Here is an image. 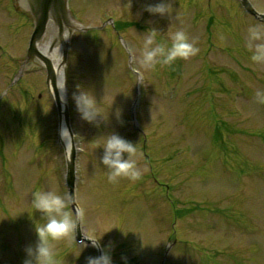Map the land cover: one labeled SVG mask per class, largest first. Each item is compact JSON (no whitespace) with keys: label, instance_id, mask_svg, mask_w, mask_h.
<instances>
[{"label":"rangeland","instance_id":"1","mask_svg":"<svg viewBox=\"0 0 264 264\" xmlns=\"http://www.w3.org/2000/svg\"><path fill=\"white\" fill-rule=\"evenodd\" d=\"M167 1L171 17L146 10L162 0H70L79 23L100 26L110 17L115 22L101 31L76 32L67 64L61 68L74 139L82 149L77 160V201L84 212L83 233L97 239L103 236L101 242L110 246L106 250L113 264H160L170 236L208 250L211 241L216 248L231 240L245 248L258 247L256 258L264 264V103L256 97L258 91L264 93V63L252 62L246 46L248 28L264 23L241 13L234 0ZM10 2L0 5V54L4 48L18 61L0 56V264H24L26 249L37 242L35 223L43 222L41 213L31 207L33 194L66 193L67 155L57 141L58 116L47 92L45 70L28 71L22 80L14 78L31 25L22 20L26 23L16 28L19 14ZM252 2L264 12V0ZM151 28L159 31V43L169 42L171 33L183 30L198 51L170 66L146 69L139 60ZM128 54L133 55L132 62ZM131 64L143 74L141 79ZM198 86L203 91L196 96ZM78 88L92 92L101 102L106 118L97 117L99 127L77 111L73 94ZM210 101L215 109L204 116ZM135 109V124L145 136L135 129ZM207 121L215 147L204 157L202 150L196 151L193 130L204 128ZM112 132L137 144L139 179L108 181V170L100 163L104 150L96 148V142ZM245 132L252 136L246 139ZM193 206L223 209L234 224L240 222L250 232L262 234L257 239L225 236L226 243L219 244L223 236L212 234V229H218L202 216L196 218ZM177 212L181 219L175 222ZM54 244L59 264H87L88 257L98 256L96 248L79 246L74 234ZM79 251L77 259L73 252ZM178 259V264H195L187 254Z\"/></svg>","mask_w":264,"mask_h":264},{"label":"clouds","instance_id":"2","mask_svg":"<svg viewBox=\"0 0 264 264\" xmlns=\"http://www.w3.org/2000/svg\"><path fill=\"white\" fill-rule=\"evenodd\" d=\"M146 10L153 15L172 16L171 3L167 0L155 5L150 4ZM158 32L155 28L149 29L143 42L139 64L146 69L155 68L157 65L170 66L178 59L186 60L198 51L183 30L171 33L169 42L166 43L157 42ZM246 46L251 53L252 62L264 63V24H255L248 28ZM63 89L61 90L63 91ZM256 97L259 103H264V93L258 91ZM73 99L81 118L89 123H96V126L99 127L97 117H106L100 109L101 102L97 101L95 95L88 90L78 88V91L73 94ZM116 115L119 119V109L116 110ZM62 136L67 139L68 143L70 136L66 129L63 130ZM96 148L104 150L100 163L108 170L109 182H116L120 177L130 180H137L141 177L135 160L138 154L137 144L112 132L99 137ZM125 154H127V158H125ZM31 207L35 212L41 213L40 221L43 222L35 223L37 242L35 247L29 246L26 249L27 258L24 264H59L54 242L73 238L77 224L84 214L83 209L75 204L72 194L61 195L56 191L43 190L33 194ZM102 237L98 239L87 237V239L91 242L92 247L99 248ZM84 247L87 245L85 244ZM109 247L104 246L105 249ZM81 251L73 252L77 259L80 257ZM87 264H113V260L110 252L105 250L100 256L88 257Z\"/></svg>","mask_w":264,"mask_h":264},{"label":"water","instance_id":"3","mask_svg":"<svg viewBox=\"0 0 264 264\" xmlns=\"http://www.w3.org/2000/svg\"><path fill=\"white\" fill-rule=\"evenodd\" d=\"M25 1L27 2V5L32 11L35 19V30L30 41V47L28 50V60L31 61L35 59V57H38L45 62L48 71V83L51 82L52 84L59 113L60 115L61 114L64 115L67 124H69L68 112L67 110L63 109L62 102L56 88V72L53 67V64L47 57L42 55L37 49V43L44 36L49 22L55 23L57 25L58 38H63V32L65 30V26L67 27L69 24L68 16H70L67 7V0H25ZM241 2L249 13H252L255 16L264 20V14H259L253 8L249 0H241ZM63 17H65L66 20H64ZM75 27H76L75 25L69 27V31L67 33L68 37H70V34L72 33ZM68 37L67 39H62L64 40L62 43L64 49L63 62L66 61V57H67ZM70 159L71 160H69V166H68V182L70 187V193L73 195L74 198V153L72 154V152Z\"/></svg>","mask_w":264,"mask_h":264},{"label":"bare ground","instance_id":"4","mask_svg":"<svg viewBox=\"0 0 264 264\" xmlns=\"http://www.w3.org/2000/svg\"><path fill=\"white\" fill-rule=\"evenodd\" d=\"M66 18H67V16H66ZM66 18L63 17L64 20H66ZM68 21H69V24L67 27L65 26V30L63 32V38H58V33H57L58 27L55 23H52L50 28H49L50 29L49 38L43 43L42 42L37 43L38 50L40 52H42L43 54H45L47 57H49L51 62L55 66V72H56V77H57L56 85H57V88L62 95L63 108L67 106V100L65 97V88L63 85V76H62V69H61V64H63V58L61 57L62 48H60V47L63 46L62 43L64 40H62V39H67V37H68L67 33L69 31V27L77 24L71 15L68 16ZM54 39L57 42L56 43L57 46L51 50L52 42ZM61 89H63V91ZM66 125L67 124L65 123V121H63L61 126H60V137H61V140L64 142L65 146L67 147V149L70 150L72 139L69 137L68 143H67V139L62 136L63 130H65V129L68 130Z\"/></svg>","mask_w":264,"mask_h":264}]
</instances>
